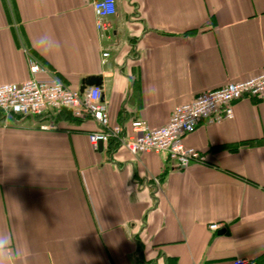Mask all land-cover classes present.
Instances as JSON below:
<instances>
[{"label": "crops", "instance_id": "0c3cea01", "mask_svg": "<svg viewBox=\"0 0 264 264\" xmlns=\"http://www.w3.org/2000/svg\"><path fill=\"white\" fill-rule=\"evenodd\" d=\"M95 1L0 0V84L27 80L29 59L72 89L102 76L111 123L130 132L264 68V0H116L108 32ZM232 103V119L185 136L206 157L187 168L92 149L97 124L68 111L0 112V233L24 264H264V100Z\"/></svg>", "mask_w": 264, "mask_h": 264}, {"label": "built area", "instance_id": "2783aa9c", "mask_svg": "<svg viewBox=\"0 0 264 264\" xmlns=\"http://www.w3.org/2000/svg\"><path fill=\"white\" fill-rule=\"evenodd\" d=\"M94 12L97 29L108 32L109 18L116 14V0H96ZM109 52H104L107 57ZM30 76L20 84H0V112L6 117L44 116L49 110L68 111L74 117L91 119L97 128L87 134L92 149L100 144L113 150L126 148L135 156L161 153L180 168L193 163H204L203 152L184 145V138L201 122L220 123L234 116L233 103L242 97L264 100V68L250 78L228 81L221 87L203 90L191 101L176 104L169 121L159 127H151L145 120H130V132L122 124H112L109 105L102 99V88L91 86L81 93L64 84L49 69L36 60L28 61ZM43 129L54 128L53 121L41 124ZM159 185V179L154 178ZM222 224L212 223L211 230ZM233 264H247L237 259Z\"/></svg>", "mask_w": 264, "mask_h": 264}, {"label": "clouds", "instance_id": "9594fccd", "mask_svg": "<svg viewBox=\"0 0 264 264\" xmlns=\"http://www.w3.org/2000/svg\"><path fill=\"white\" fill-rule=\"evenodd\" d=\"M0 264H24V258L14 249L12 236L0 233Z\"/></svg>", "mask_w": 264, "mask_h": 264}, {"label": "water", "instance_id": "95a60500", "mask_svg": "<svg viewBox=\"0 0 264 264\" xmlns=\"http://www.w3.org/2000/svg\"><path fill=\"white\" fill-rule=\"evenodd\" d=\"M102 80H103L102 76H89V77L83 78V80L80 82L81 86L79 90L81 93H83L88 87L100 86L102 84L101 82ZM101 147L102 145L100 144L99 148L101 149Z\"/></svg>", "mask_w": 264, "mask_h": 264}]
</instances>
